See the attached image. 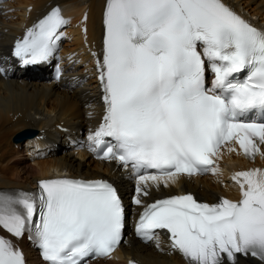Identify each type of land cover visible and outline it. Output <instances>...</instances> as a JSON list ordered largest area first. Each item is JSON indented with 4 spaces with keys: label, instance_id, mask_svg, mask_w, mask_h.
<instances>
[{
    "label": "snow or ice",
    "instance_id": "snow-or-ice-1",
    "mask_svg": "<svg viewBox=\"0 0 264 264\" xmlns=\"http://www.w3.org/2000/svg\"><path fill=\"white\" fill-rule=\"evenodd\" d=\"M67 24L54 8L16 42L14 55L24 65L48 61ZM104 25L97 65L105 114L89 139L93 151L103 146L101 159L135 171L133 203L183 175L216 174L214 157L229 142L255 158L264 145V29L224 0H106ZM232 180L238 202L201 203L191 194L156 200L143 207L137 233L151 241L167 230L189 264H237L238 254L264 264V169ZM0 228L17 239L27 233L47 264H90L120 245L125 206L106 180H43L35 193L0 192ZM0 264H26L4 235Z\"/></svg>",
    "mask_w": 264,
    "mask_h": 264
},
{
    "label": "bare ground",
    "instance_id": "bare-ground-1",
    "mask_svg": "<svg viewBox=\"0 0 264 264\" xmlns=\"http://www.w3.org/2000/svg\"><path fill=\"white\" fill-rule=\"evenodd\" d=\"M77 1L17 0L15 3L18 8L15 14L17 19L2 22L4 26L0 35L1 49H5L17 35H20L19 27L21 22L25 21V11L28 6L34 7L29 20V23H32L54 5L66 6ZM225 1L235 8L244 10L264 25V0ZM91 2H93V16L90 24L94 30L103 0H91ZM91 37L98 39L99 33L91 34ZM94 82L90 80L87 87L69 91L59 85H51L32 78L30 75L9 80L0 77V187H34L35 182L43 177H50L57 171H67L71 176L85 179L107 176L119 186L123 195L131 192L132 182L128 178L127 169L119 168L114 163L97 161L91 154L88 144H84L83 151L77 154L74 150L64 147V153L39 159L33 163L28 162L23 153L18 157L19 152L15 150L13 137L25 129H34L39 133L38 136L46 137L44 141L54 142V139L63 141L67 132L78 134L80 130L93 128L99 117ZM218 160L223 164H234L225 170L222 169V172L251 166L239 157L220 154ZM257 163L264 167V160ZM187 192L196 194L199 199L206 202L216 201L222 195H233L232 191L223 188L221 182L215 179L181 177L178 183L170 184L168 187H164L163 184L159 189L152 187L147 201L152 202L162 196ZM28 256L32 257V263L38 264L32 253L29 252ZM115 256L119 262L110 259L95 264H125L129 259L143 264H185L181 257L158 253L129 234ZM237 264L247 263L239 261Z\"/></svg>",
    "mask_w": 264,
    "mask_h": 264
},
{
    "label": "water",
    "instance_id": "water-1",
    "mask_svg": "<svg viewBox=\"0 0 264 264\" xmlns=\"http://www.w3.org/2000/svg\"><path fill=\"white\" fill-rule=\"evenodd\" d=\"M17 141H19L20 140V138H18V139H16Z\"/></svg>",
    "mask_w": 264,
    "mask_h": 264
},
{
    "label": "rangeland",
    "instance_id": "rangeland-1",
    "mask_svg": "<svg viewBox=\"0 0 264 264\" xmlns=\"http://www.w3.org/2000/svg\"><path fill=\"white\" fill-rule=\"evenodd\" d=\"M3 123H1V125H2Z\"/></svg>",
    "mask_w": 264,
    "mask_h": 264
}]
</instances>
